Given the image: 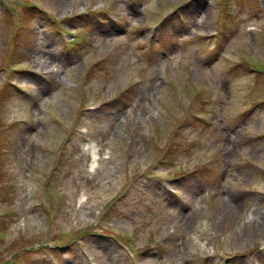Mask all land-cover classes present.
<instances>
[{
	"label": "rangeland",
	"instance_id": "rangeland-1",
	"mask_svg": "<svg viewBox=\"0 0 264 264\" xmlns=\"http://www.w3.org/2000/svg\"><path fill=\"white\" fill-rule=\"evenodd\" d=\"M0 264H264V0H0Z\"/></svg>",
	"mask_w": 264,
	"mask_h": 264
},
{
	"label": "bare ground",
	"instance_id": "bare-ground-1",
	"mask_svg": "<svg viewBox=\"0 0 264 264\" xmlns=\"http://www.w3.org/2000/svg\"><path fill=\"white\" fill-rule=\"evenodd\" d=\"M37 66V65H36ZM49 67L48 66H45V69H48ZM93 216H95L94 214H93Z\"/></svg>",
	"mask_w": 264,
	"mask_h": 264
}]
</instances>
